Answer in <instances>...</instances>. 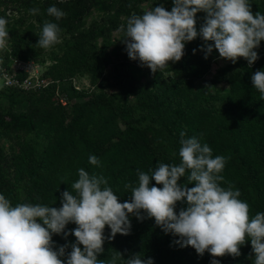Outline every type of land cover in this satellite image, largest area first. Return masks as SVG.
Listing matches in <instances>:
<instances>
[{
  "label": "trees",
  "instance_id": "trees-1",
  "mask_svg": "<svg viewBox=\"0 0 264 264\" xmlns=\"http://www.w3.org/2000/svg\"><path fill=\"white\" fill-rule=\"evenodd\" d=\"M249 3L253 14H264V0ZM160 5L171 11L173 2L0 0L11 50L10 54L0 50V57L40 62L46 65L45 77L53 81L38 93L0 91V195L12 206L61 207L64 191L75 194L71 185L79 179L81 168L90 175H103L123 203L131 196L125 185L137 186L138 172L150 174L160 163L179 165L180 132L184 131L185 138L196 137L207 144L213 158H226L220 186L240 191L250 218L264 213V99L251 81L256 71H264V41L251 67L243 58L220 65L215 49L204 58L205 42L198 35L185 44L179 62L152 73L129 59L119 29L126 28L133 13L143 15ZM50 6L66 16L57 21L47 14ZM33 8L39 9L36 15L30 13ZM12 11L14 19L8 16ZM96 11L101 14L98 18ZM204 16L197 14L198 32ZM46 21L61 29L62 43L51 49L35 46ZM81 78H88L93 90L78 88L75 81ZM92 155L100 166L89 163ZM186 182V177L179 181ZM151 186L162 187L154 180ZM185 207L177 202L175 211L178 214ZM142 215L143 221L130 215L127 236L117 234L109 240L111 230L105 227L104 251L98 260L126 264L131 255L141 254L153 264H211L213 259L219 264H254L250 241L236 258L212 257L207 251L199 256L195 249L177 244L178 237L165 234L154 218ZM76 227L70 223L65 232ZM53 242L58 248L76 240L74 235L60 234L53 235Z\"/></svg>",
  "mask_w": 264,
  "mask_h": 264
},
{
  "label": "clouds",
  "instance_id": "clouds-1",
  "mask_svg": "<svg viewBox=\"0 0 264 264\" xmlns=\"http://www.w3.org/2000/svg\"><path fill=\"white\" fill-rule=\"evenodd\" d=\"M172 2L171 11L156 6L143 15L133 13L127 18L126 28L120 26L130 60L156 73L169 68V62H179L185 44L198 35L205 42L201 49L206 52L205 59L215 49L221 59L233 64L243 58L251 67L258 60L256 49L264 41V14H253L249 0ZM38 12V8L30 10L32 15ZM198 13L205 14L199 32ZM47 14L57 21L66 16L55 6H50ZM7 25L8 20L0 17V50L7 48L10 39ZM60 33L57 23L46 21L35 46L51 49L62 43ZM251 81L264 99V71H256ZM185 136L181 131L179 165L160 163L150 174L138 172V185H125L131 196L123 203L103 175H90L82 168L78 170L79 179L71 185L75 194L64 191L59 208L26 203L12 206L0 195V264H104L98 256L104 251L105 227L111 230L109 240L117 234L127 236L130 215L143 221L142 213L154 218L165 234L178 237L177 244L195 249L199 256L207 251L212 257L236 258L241 255V246L250 241L254 264H264V213L250 218L249 205L239 199L240 191L220 186L226 158H213L207 144ZM89 163L100 166L94 155ZM185 177L187 182L180 184ZM153 180L162 187L151 186ZM189 184L194 186L189 188ZM177 202L186 204L178 214ZM70 223L77 227L65 232ZM60 234L65 238L74 235L76 242L57 248L53 235ZM69 247L71 251L67 252ZM126 264H153V260L134 254ZM211 264L219 261L213 259Z\"/></svg>",
  "mask_w": 264,
  "mask_h": 264
},
{
  "label": "built area",
  "instance_id": "built-area-1",
  "mask_svg": "<svg viewBox=\"0 0 264 264\" xmlns=\"http://www.w3.org/2000/svg\"><path fill=\"white\" fill-rule=\"evenodd\" d=\"M6 50L5 54L11 53L9 42ZM45 72L46 65L35 60H22L11 55L4 60L1 56L0 91L15 89L26 93H38L53 83L51 79L45 77ZM61 103L67 105L64 97L61 98Z\"/></svg>",
  "mask_w": 264,
  "mask_h": 264
},
{
  "label": "rangeland",
  "instance_id": "rangeland-1",
  "mask_svg": "<svg viewBox=\"0 0 264 264\" xmlns=\"http://www.w3.org/2000/svg\"><path fill=\"white\" fill-rule=\"evenodd\" d=\"M4 7H1V9H3ZM8 16H10L11 18L13 17V19H14V17H17L16 16V13L14 12V11H12V13L10 14V12H8ZM101 16V14H100V12L99 11H96L95 12V14H94V17L95 18H98V17H100ZM0 17H2L1 16V14H0ZM12 22V21H11ZM47 53H48V51H47ZM217 63L218 64H220V65H223V64H225L226 63V60H224V59H218V61H217ZM50 64V62H47V66ZM75 84L77 85V87L78 88H80V89H82V88H86V89H91V90H93V88H90L91 86H90V82H89V80H88V78H81V79H77L76 81H75ZM60 98H62V96H60Z\"/></svg>",
  "mask_w": 264,
  "mask_h": 264
}]
</instances>
